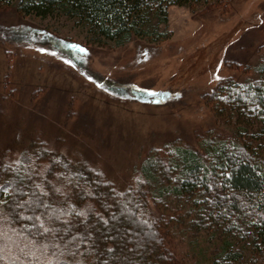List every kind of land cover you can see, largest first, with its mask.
I'll return each mask as SVG.
<instances>
[{"label": "trees", "instance_id": "1", "mask_svg": "<svg viewBox=\"0 0 264 264\" xmlns=\"http://www.w3.org/2000/svg\"><path fill=\"white\" fill-rule=\"evenodd\" d=\"M217 1L0 0V9L62 17L89 44L121 46L166 39L172 5ZM27 33L15 36L37 40ZM253 72L203 95L232 136L209 130L196 148H152L123 189L40 139L0 149V264H264V55Z\"/></svg>", "mask_w": 264, "mask_h": 264}, {"label": "rangeland", "instance_id": "2", "mask_svg": "<svg viewBox=\"0 0 264 264\" xmlns=\"http://www.w3.org/2000/svg\"><path fill=\"white\" fill-rule=\"evenodd\" d=\"M20 29L38 41L15 36ZM165 31L159 42L98 46L68 19L1 8L0 149L40 139L50 153L98 168L123 189L152 148H196L209 130L232 136L234 126L214 117L203 95L224 78L255 77L264 0L172 5ZM44 33L73 56L40 41Z\"/></svg>", "mask_w": 264, "mask_h": 264}]
</instances>
